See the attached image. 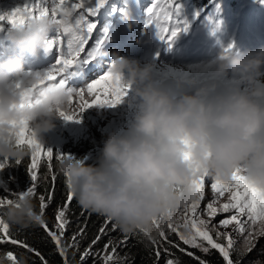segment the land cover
Wrapping results in <instances>:
<instances>
[{"label": "clouds", "instance_id": "1", "mask_svg": "<svg viewBox=\"0 0 264 264\" xmlns=\"http://www.w3.org/2000/svg\"><path fill=\"white\" fill-rule=\"evenodd\" d=\"M74 19V10L65 7L56 16L35 15L22 26L10 24L4 33L0 158L15 162L30 156L27 146L16 144L22 121L44 146L59 113L72 109L73 87L43 82L44 72L30 71L29 64L46 55L47 42ZM229 44L233 47L224 51ZM112 61L125 86L122 100L132 111L130 122L108 133L97 162L68 154L56 163L81 207L114 221L125 234L141 232L152 240L157 224L175 221L194 199L201 176L231 183L240 172L264 192V45L240 49L231 40L221 42L211 58L168 73L155 60L141 63L113 53ZM0 214L15 230L38 224L40 212L26 195ZM0 264H10L7 253H0ZM18 264H27V258L22 255Z\"/></svg>", "mask_w": 264, "mask_h": 264}, {"label": "rangeland", "instance_id": "2", "mask_svg": "<svg viewBox=\"0 0 264 264\" xmlns=\"http://www.w3.org/2000/svg\"><path fill=\"white\" fill-rule=\"evenodd\" d=\"M223 1L218 0V3ZM229 1L228 7L230 11L227 15L228 17L223 18L224 15L221 14L222 16L219 18L223 25L220 23L219 28L214 33L213 29L216 25L212 27L210 22L205 21L204 13H207L209 6L203 11L191 10L189 14L181 11L179 19L181 21L186 19L189 22V27L187 31H182L178 34L175 42L169 48L167 44L160 41L156 36L154 24L149 25L148 28L145 27V22L147 21L146 10L152 6L153 0H107L106 4L98 10L96 16L92 17L90 14L87 16L90 22L96 23V29H94L89 43L85 46L86 51L81 54V57H86L87 52L95 47L98 40H103L100 49L101 55L93 61L69 68L65 73L67 86L73 88L84 87L88 82L108 69L113 53L137 58L141 63L155 60L158 68H161L162 72L168 73L176 69H189L211 58L219 50L221 42L227 43L231 40L240 49H255L264 45V0ZM27 2L28 0H0V14L10 13L17 7L23 8ZM89 2L94 4L95 0H89ZM161 2L163 3L164 0H161ZM10 26L6 19L0 21V57L4 56L7 51L4 33ZM104 29L108 30L107 38H105ZM56 55L55 51L42 55L39 60L30 62L29 70L44 72L54 63ZM90 67L97 68L95 74H92L86 80H80L83 73ZM78 110V102H76L72 104V109L68 113L71 114ZM131 116L132 111L129 105H123L120 102L115 106L98 104L95 107L93 105L80 113L79 119L65 120L59 117L56 121V127L45 134L46 143L44 147L51 148L54 153L59 150L62 153L84 159L85 162L92 159L89 164H93L97 162L108 133L113 130L126 128ZM30 162L31 156L19 163L9 160L6 162V168L0 170V196H2V191L7 190L8 198H13L11 195L13 192H19L31 186L28 172ZM56 163L57 161L54 159L50 170L45 162L38 170L39 178L33 198L37 202L39 212L40 196L38 197V187L49 177H52L53 173L56 174ZM208 179L211 180L212 177H208ZM210 197L211 194L209 193ZM223 202H226V197H221L218 201V203ZM201 207H206V202H202ZM3 209L0 208V213ZM57 209L50 216L55 217ZM70 209L71 207L69 206L66 212L68 224L65 228L63 242L67 241V238L73 237L76 225L79 224L78 222L74 224L70 220ZM182 214L183 209L176 214V219ZM201 215L202 218L208 219L206 212H202ZM45 216H48V214L45 213L44 220ZM100 217L104 222L108 219L105 216L100 215ZM225 218L226 214H217L212 220L214 224L218 225V222ZM108 220L104 233L107 242H111V247L106 251L110 254L114 249L113 262L118 263L120 260H125L124 256L132 244L130 240L132 234L121 232L114 221ZM55 223L56 221L50 226L51 230H55ZM113 225H115V228H113ZM161 228L165 231L167 238L173 233L168 230L167 223ZM215 231L225 234L224 236L213 234L214 239L218 243L227 246L228 237L230 236L233 240L234 244L230 249V258L233 264H261L264 262V236L258 237L249 245L246 243L247 233L238 234L234 225L217 227ZM77 235V238H81L80 232ZM164 239L160 237L158 231L153 240L158 244H163ZM203 246L209 248L208 252L216 251L219 253V250L212 249L206 241H203ZM196 248L202 250L199 247ZM90 254L104 257L105 249L102 253L99 247L92 246Z\"/></svg>", "mask_w": 264, "mask_h": 264}, {"label": "snow or ice", "instance_id": "3", "mask_svg": "<svg viewBox=\"0 0 264 264\" xmlns=\"http://www.w3.org/2000/svg\"><path fill=\"white\" fill-rule=\"evenodd\" d=\"M107 0H95L91 4L89 0H28L23 8L17 7L10 13L0 14V21L7 20L13 26L26 23L27 19L35 15H57V9L63 10L65 7H70L75 12L74 22L59 30L56 35L47 42L45 49L46 54L55 51L56 59L54 63L44 71L45 80L43 82H59L66 83L65 73L69 68L81 63H87L95 60L101 55V45L103 40L96 41L95 47L87 52L86 57H81V54L86 51L85 46L89 43L90 37L96 29V23L90 22L87 16H96L98 10L106 4ZM182 6L178 0H153L152 6L147 8V21L145 27L154 24L156 36L160 41L167 44L171 48L178 34L182 31H187L189 22L185 19H179ZM181 25H183L181 27ZM219 28V24L213 29V33ZM105 38H107V29H104ZM233 47L229 44L224 51H228ZM114 61H111L108 69L99 74L95 79L88 82L84 87L70 88V91L75 92V95L70 98V103L78 102V111L71 114L61 111L59 115L65 120H74L80 118V113L85 109L96 104L116 105L122 101L126 95L125 86L122 84L119 76L113 72ZM19 87V85H17ZM111 97V98H109ZM23 107V104L21 105ZM15 123V122H13ZM23 125L17 133L16 144L18 146H27L30 149L31 162L28 167L30 174V185L25 190L13 192L11 195L14 198L0 196V208L10 205L14 199L23 198L26 195L34 196L37 181L39 178V168L47 163V167L52 169V161L64 158L65 153L57 150L55 153L51 148H45L40 144L33 133H31L27 122L22 121ZM6 158H0V170L6 168ZM19 163L20 161H16ZM57 176L52 174V181L55 182ZM7 191V190H6ZM209 193L211 197L209 198ZM221 197H226V202L218 203ZM73 194L68 192L65 202L59 207L55 213V230H50L47 223L43 219L45 210L49 207L48 201L54 199V190L47 195L41 194L40 200V215L37 217L47 231L51 240L55 243L58 253L64 258L65 264H68L67 252L70 247L76 246V234L72 237V245H66L63 242L65 228L68 224L66 212L73 200ZM202 202H206V207L202 208ZM206 212L208 219L202 218L201 213ZM217 214H226V218L222 219L217 224L213 223L212 218ZM109 222L105 220V224ZM234 225L238 234L247 233L246 243L251 244L260 236H264V192L251 186L246 177L240 173L233 174L231 183H224L215 178L208 179L207 175L201 176L195 184L194 199L183 208V214L175 221H169L167 228L171 232L177 234L179 239L187 245L199 247L204 252H208L209 248L203 246V241H206L212 249L219 250L226 264H233L230 258V249L234 242L229 236L227 246L218 243L213 234L216 236H224V233L216 232L217 227H227ZM159 235L162 238H167L165 231L157 224ZM115 228V225H113ZM10 226L0 218V238H7L11 243H20L24 247L28 245L24 242L12 240L8 237ZM80 229V234L83 233ZM101 233L105 231L102 228ZM100 239L99 236L93 240L94 245ZM0 242H4L0 239ZM155 242V241H154ZM111 247V242L104 246L105 255L103 257L105 264H113L115 250L108 253L106 250ZM91 248V246H90ZM250 250V248H249ZM34 251V250H33ZM90 253V249L82 254V264ZM37 255H40L38 252ZM159 253L157 252V255ZM7 258L11 264H18L17 258L13 253H7ZM43 261V257L41 256ZM43 264H47L46 261ZM167 264H176V261L169 260ZM203 264V262H201Z\"/></svg>", "mask_w": 264, "mask_h": 264}, {"label": "trees", "instance_id": "4", "mask_svg": "<svg viewBox=\"0 0 264 264\" xmlns=\"http://www.w3.org/2000/svg\"><path fill=\"white\" fill-rule=\"evenodd\" d=\"M178 2L182 6L181 11L188 14L191 10L203 11L209 6L207 13L204 14L205 21L210 22L212 27L220 23L223 25L219 17L222 15H224L223 18L228 17L227 15L230 11L228 7L229 0H224L222 3H218V0H178ZM56 176L55 182L52 181V177H49L38 187L37 191L39 197L41 194L47 195L54 190V199L48 201L49 207L45 210V213L48 214V216H45V222L50 230V226L55 221L54 216L50 215L58 206L61 207L63 205L69 192L64 178L58 172H56ZM2 194L6 196L4 191H2ZM70 207V220L74 224L76 222L79 224L76 223L74 230L76 246L69 248L67 260L68 264H82V254L86 250H91L92 246L99 247L103 253L104 246L108 242L105 239V233H101L100 230L102 228L105 229L106 224L100 215L81 207L75 198L70 202ZM0 218L3 219L2 214H0ZM80 229L84 231L81 234V238H77ZM97 236L100 239L93 245L92 242ZM8 237L12 240L24 242L28 247L26 248L20 243L13 244L6 237L0 238L4 240V242H0V253H13L17 261L23 255L27 258V264H43L44 261L47 264H65L64 258L58 253L55 243L51 240L45 228L39 223L24 229H10ZM169 238L170 240L167 243L156 245L153 239H146L143 233H133L130 238L132 244L124 256L125 260H120L118 263L113 262V264H167L169 260L176 261V264H201V262L203 264H226L220 253L208 252L204 254L201 250L185 244L179 239L177 234H171ZM64 243L72 245V237L67 238ZM37 252L40 255H37ZM157 252L159 253L158 255ZM83 264H105V262L103 256H93L89 253ZM261 264H264V262Z\"/></svg>", "mask_w": 264, "mask_h": 264}, {"label": "bare ground", "instance_id": "5", "mask_svg": "<svg viewBox=\"0 0 264 264\" xmlns=\"http://www.w3.org/2000/svg\"><path fill=\"white\" fill-rule=\"evenodd\" d=\"M161 69V68H160ZM167 70V69H166ZM177 70V69H176ZM97 71V68H95V67H90V68H88L84 73H83V75L80 77V80H86L87 78H89V77H91L92 76V74L94 75L95 74V72ZM91 74V75H90ZM75 88H79V86L78 87H75ZM109 98H111V97H109ZM122 102V104L124 105V104H127L125 101H121ZM119 104V103H118ZM97 105L98 104H96L95 105V107H97Z\"/></svg>", "mask_w": 264, "mask_h": 264}]
</instances>
